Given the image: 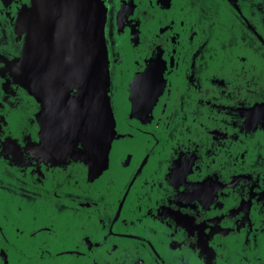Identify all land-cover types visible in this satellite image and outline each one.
Wrapping results in <instances>:
<instances>
[{"label":"flooded vegetation","instance_id":"1","mask_svg":"<svg viewBox=\"0 0 264 264\" xmlns=\"http://www.w3.org/2000/svg\"><path fill=\"white\" fill-rule=\"evenodd\" d=\"M103 1L106 158L19 83L48 0H0V264H264V0Z\"/></svg>","mask_w":264,"mask_h":264},{"label":"water","instance_id":"2","mask_svg":"<svg viewBox=\"0 0 264 264\" xmlns=\"http://www.w3.org/2000/svg\"><path fill=\"white\" fill-rule=\"evenodd\" d=\"M23 25L28 37L17 77L43 104L46 140L52 103H60L54 109L69 140L75 136L95 156L108 157L116 138L109 7L103 0H48Z\"/></svg>","mask_w":264,"mask_h":264}]
</instances>
